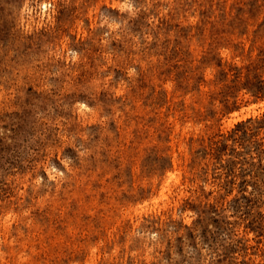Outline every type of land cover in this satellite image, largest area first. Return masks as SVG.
I'll return each instance as SVG.
<instances>
[{"label": "rangeland", "instance_id": "374dc122", "mask_svg": "<svg viewBox=\"0 0 264 264\" xmlns=\"http://www.w3.org/2000/svg\"><path fill=\"white\" fill-rule=\"evenodd\" d=\"M0 264H264V0H0Z\"/></svg>", "mask_w": 264, "mask_h": 264}, {"label": "bare ground", "instance_id": "6f19581e", "mask_svg": "<svg viewBox=\"0 0 264 264\" xmlns=\"http://www.w3.org/2000/svg\"><path fill=\"white\" fill-rule=\"evenodd\" d=\"M172 180H173V179H172ZM166 185H168V184H166ZM165 189H166V188H165ZM167 189H168V188H167ZM163 190H164V189H163ZM168 194H169V193H168ZM162 195H163V194H162ZM166 195H167V194H166ZM163 196H165V195H163ZM163 196H162V197H163ZM163 198H164V197H163ZM161 199H162V198H161ZM161 199H160V200H161ZM169 201H170V200H169ZM174 202H175V201H174ZM169 204H170V203H169Z\"/></svg>", "mask_w": 264, "mask_h": 264}]
</instances>
